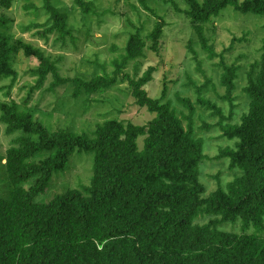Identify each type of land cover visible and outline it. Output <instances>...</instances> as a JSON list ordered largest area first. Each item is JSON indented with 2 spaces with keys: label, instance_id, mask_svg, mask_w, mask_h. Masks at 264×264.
Returning a JSON list of instances; mask_svg holds the SVG:
<instances>
[{
  "label": "trees",
  "instance_id": "obj_1",
  "mask_svg": "<svg viewBox=\"0 0 264 264\" xmlns=\"http://www.w3.org/2000/svg\"><path fill=\"white\" fill-rule=\"evenodd\" d=\"M186 1L201 46L211 59L218 53L203 24L212 16L228 5L264 15V0ZM74 2L83 13H98L92 0ZM139 2L158 19L148 39L151 48L159 51L167 21L147 0ZM13 3L0 0L5 9ZM43 7L52 22L49 31H58L62 39L72 34L67 12L52 0H43ZM11 22L7 14H0V78L11 77L10 87L14 84L18 76L14 56L19 51L37 59L38 65L31 69L36 84L28 97L35 90L54 91L69 82L74 83V97L109 88L130 61L144 56L147 45L143 29L137 27L125 53L114 59L113 74L71 78L61 74L57 62L42 48L23 40L12 42L7 31ZM188 48L197 69L203 72L191 42ZM221 66V84L226 89L223 98L232 103L239 66L224 62ZM155 70L149 66L138 78L124 74L136 102L157 113L146 124L112 118L98 123L92 134L60 127L49 130L17 101L0 102V119L7 133L24 132L5 153L9 196H0V264H264V44L261 60L248 72L244 87L248 111L235 123L226 122L222 108L203 94L209 79L202 85L188 82L195 88V101L177 94L188 109L183 116L170 102L162 101L166 87L162 98L151 97L145 85ZM197 105L219 116L223 136L234 140V145L222 147L217 157L229 159L235 177L225 186L220 182L208 195L200 180V164L208 155L205 139L196 135ZM140 136H144L142 148ZM76 148L94 153L90 184L67 189L48 202L36 201L54 173L66 168ZM200 212L214 217L197 223ZM238 218L241 232L218 227ZM251 228L253 232L248 231Z\"/></svg>",
  "mask_w": 264,
  "mask_h": 264
},
{
  "label": "rangeland",
  "instance_id": "obj_2",
  "mask_svg": "<svg viewBox=\"0 0 264 264\" xmlns=\"http://www.w3.org/2000/svg\"><path fill=\"white\" fill-rule=\"evenodd\" d=\"M92 1L98 11L96 14L81 12L74 0H52L69 15L72 34L63 39L58 31H49L52 22L43 7V0H14L10 9L0 6V14L5 13L12 18L7 30L12 36V42L23 40L42 48L57 62L63 76L89 79L97 74H113L116 69L114 59H120L125 53L129 37L136 32L137 27L143 29L142 36L147 41L144 56L130 61L124 73L119 75L118 81L109 88L94 93L84 92L79 97H74V83L69 82L59 85L54 91L47 88L35 90L28 97L31 87L36 84V77L32 75L31 69L39 62L19 51L14 56V66L18 71L14 84L10 87L11 77L0 78V102L17 101L21 108H28L34 119L49 130L60 127L92 134L98 123L112 118L146 124L157 113L136 102L124 74L138 78L149 66H155L153 79L145 88L151 97L162 98L166 87V96L162 101L170 102L180 116L187 113L188 109L178 101L177 94L190 97L194 101L197 99L195 88L188 85L190 80L198 85L210 80L203 94L222 108L228 117L226 122H239L243 113L248 111L249 97L244 87L248 83V72L261 60L264 44L263 14L242 12L228 5L218 15L212 16L203 24L205 35L218 53L217 57L211 59L201 46L192 19L188 15L191 7L186 0H147L148 5L167 21L159 51L151 48L152 41L148 39L158 19L139 0ZM198 1L202 3L204 0ZM35 24H41V27ZM190 42L198 52L203 72L197 69L196 61L192 58L188 48ZM223 62L239 66L232 103L223 98L226 93L221 84ZM1 113L0 108V117ZM219 120L220 117L213 115L211 110L197 105L196 135L205 139V152L208 155V159L200 164V180L205 185V195L216 190L220 182L225 186L235 177V170L230 167L229 159L217 157L222 147L234 145V140L223 136L218 125ZM6 128V124L0 119L1 197L9 196V182L5 171L6 149L15 138L24 133L22 129L7 133ZM143 143L144 136H140V148ZM93 164L92 151L76 148L69 157L66 168L54 173L49 187L37 195L35 200L48 202L67 189L89 185L93 176ZM32 182L31 179L25 185L29 186ZM213 217L211 213L200 212L195 222L204 223ZM218 227L241 232V219L238 218L235 222L223 221ZM248 231L253 232L254 229Z\"/></svg>",
  "mask_w": 264,
  "mask_h": 264
}]
</instances>
